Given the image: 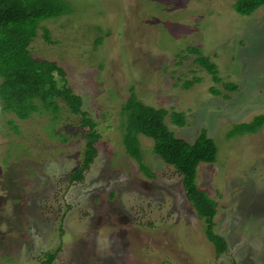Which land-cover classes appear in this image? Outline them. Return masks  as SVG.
Returning <instances> with one entry per match:
<instances>
[{
	"label": "rangeland",
	"instance_id": "374dc122",
	"mask_svg": "<svg viewBox=\"0 0 264 264\" xmlns=\"http://www.w3.org/2000/svg\"><path fill=\"white\" fill-rule=\"evenodd\" d=\"M65 1L66 13L42 22L53 43L39 28L31 48L65 69L97 121V154L81 181L68 182L87 126L75 119L77 136L62 143L40 119L18 122L21 134L0 125V264H34L57 246L52 264H264V124L228 135L264 112V5L240 14L235 0ZM187 44L235 88L212 80L193 55L176 59ZM192 77L199 80L183 88ZM130 88L185 113L182 126L166 118L175 135L192 141L205 127L212 137L215 160L199 163L196 182L217 201L214 231L225 252L205 237L180 176L151 151L152 140L138 136L152 176L125 151L118 110Z\"/></svg>",
	"mask_w": 264,
	"mask_h": 264
},
{
	"label": "trees",
	"instance_id": "16d2710c",
	"mask_svg": "<svg viewBox=\"0 0 264 264\" xmlns=\"http://www.w3.org/2000/svg\"><path fill=\"white\" fill-rule=\"evenodd\" d=\"M261 5H264V0L233 2L234 10L240 14H249ZM67 11L65 0H0V125L6 126L15 134H21L22 127L18 122L33 123L40 119L46 134L57 137L62 143L77 136L79 128H75V119L81 128L87 126L86 130L79 129L83 140L80 159L75 168L65 176L68 182H73L83 179L84 172L89 169L97 154L95 144L100 137L97 121L84 109L81 95L74 92L68 84L63 66L57 60L41 56L31 48L39 28L42 38L47 43H53L49 29L42 22ZM189 55H193L194 64L211 72L212 80L221 81L226 90L235 88V85L217 75L216 66L207 56H203L200 47L187 44L175 53V58H187ZM198 59L201 61L198 62ZM198 80V77L185 79L181 85L187 88ZM209 89L213 93L221 92L214 90V86ZM118 113L121 143L127 154L137 161L145 174L152 176L142 160L138 136L141 134L150 138L151 151L180 176L187 201L205 224V237L215 247L216 253L225 252L227 247L224 237L214 231L217 201L196 182L199 163L213 162L216 157V145L206 128L201 127L192 141L175 135L167 125L166 118H169L171 124L182 126L186 122L185 113L149 104L140 99L133 88H130L127 97L120 102ZM263 124L264 112L248 122L233 125L228 135L253 133ZM9 146L12 149L13 146ZM18 146L21 149L27 147L20 144ZM7 157L6 154L2 162L10 167L12 161ZM19 200L20 198L14 197L12 202ZM60 249L57 246L42 250L34 264H52Z\"/></svg>",
	"mask_w": 264,
	"mask_h": 264
}]
</instances>
